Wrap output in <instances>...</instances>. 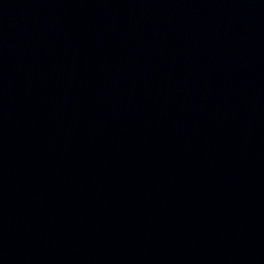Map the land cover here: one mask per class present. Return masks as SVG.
Wrapping results in <instances>:
<instances>
[{"label": "water", "instance_id": "water-1", "mask_svg": "<svg viewBox=\"0 0 264 264\" xmlns=\"http://www.w3.org/2000/svg\"><path fill=\"white\" fill-rule=\"evenodd\" d=\"M0 264H264V0H0Z\"/></svg>", "mask_w": 264, "mask_h": 264}]
</instances>
